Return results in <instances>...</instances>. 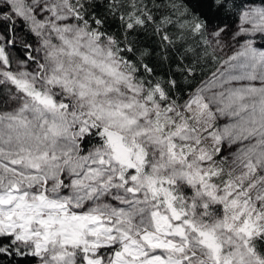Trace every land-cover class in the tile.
Instances as JSON below:
<instances>
[{
  "label": "snow or ice",
  "instance_id": "obj_1",
  "mask_svg": "<svg viewBox=\"0 0 264 264\" xmlns=\"http://www.w3.org/2000/svg\"><path fill=\"white\" fill-rule=\"evenodd\" d=\"M0 264H264V0H0Z\"/></svg>",
  "mask_w": 264,
  "mask_h": 264
}]
</instances>
